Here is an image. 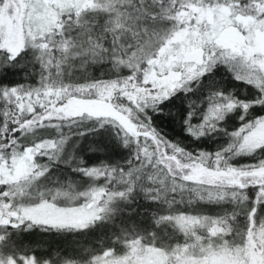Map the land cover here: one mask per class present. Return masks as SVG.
<instances>
[{
  "label": "snow or ice",
  "instance_id": "6c2138e0",
  "mask_svg": "<svg viewBox=\"0 0 264 264\" xmlns=\"http://www.w3.org/2000/svg\"><path fill=\"white\" fill-rule=\"evenodd\" d=\"M0 264H264V0H0Z\"/></svg>",
  "mask_w": 264,
  "mask_h": 264
}]
</instances>
